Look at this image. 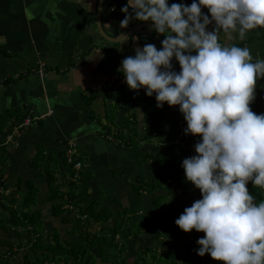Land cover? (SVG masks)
I'll use <instances>...</instances> for the list:
<instances>
[{
  "label": "crops",
  "instance_id": "crops-1",
  "mask_svg": "<svg viewBox=\"0 0 264 264\" xmlns=\"http://www.w3.org/2000/svg\"><path fill=\"white\" fill-rule=\"evenodd\" d=\"M174 2L191 4L192 0H169V4ZM98 3L99 0H0V113L13 110L19 111L11 112L15 115L32 114L43 119L30 127L20 128L13 136L8 147L12 156L9 168L23 178L22 183L28 179L35 182L39 191L34 210L41 212L46 236L56 229L63 240L68 239L70 227L63 224V217L51 216L52 203L47 199L43 173L30 168L38 149H42L47 157L51 155L58 159L59 163L61 153L73 142L76 156L84 160V173L88 177L81 184V190L91 195L89 201L98 197L101 207L112 210L110 224L121 220L122 210L127 209L137 213V217L142 218L144 229L150 230L155 226L154 219L149 217L154 193L135 194L131 181L136 176L147 180L160 177L163 181V168L159 170L153 163H141L142 154L159 152L162 146L158 140L169 139L167 133L173 129L185 135L187 127L179 106L165 103L163 108H158L155 94L149 97L143 88L131 90L123 73L118 71L122 60L135 55L137 47L151 43L161 48L165 35L143 29L121 42L106 41L96 26ZM126 4L127 0H102L100 25L112 39L125 38L127 32L139 24H152L151 21L133 19L126 27L121 25L125 18L121 8ZM202 11L208 13L206 8ZM214 26L213 22L209 30ZM233 35L234 39L229 40L222 33L221 42L246 46L254 59H264V27L250 30L243 40L238 38V34ZM173 65L177 72L180 71L175 58ZM262 80L264 82V78ZM90 98L93 101L90 102ZM122 101L125 102L123 106L120 105ZM127 116H133L141 130L149 123L156 135L154 142L151 139L140 147L141 154L120 147L117 140L110 137V132L105 134L113 127L114 132L120 130L127 134ZM10 123L0 139L6 138L11 130L17 131L15 120ZM186 136L198 138L191 134ZM114 169L127 174L128 180L115 177ZM130 175H133L132 180ZM184 181L179 179L176 185L190 187ZM70 189L71 186L62 188V192L67 193ZM115 195L124 198L129 208L124 207ZM140 196H150L151 199L142 200ZM64 200L67 202L66 197ZM134 207L139 210L136 212ZM58 225L62 227L61 231ZM156 227L160 231L164 226ZM20 236L14 233L5 236L0 230V252L6 250L8 244L2 245L6 239L13 246V251H18ZM1 253L0 260L3 257ZM23 254L22 248L17 257L10 258L7 253L2 264H20Z\"/></svg>",
  "mask_w": 264,
  "mask_h": 264
},
{
  "label": "clouds",
  "instance_id": "clouds-1",
  "mask_svg": "<svg viewBox=\"0 0 264 264\" xmlns=\"http://www.w3.org/2000/svg\"><path fill=\"white\" fill-rule=\"evenodd\" d=\"M121 11V25L151 21L152 29L165 35L161 48L148 43L122 60L118 71L126 84L143 88L149 97L155 94L158 108L179 106L185 135L200 137L196 154L181 167L202 198L175 224L185 232L205 233L197 240L200 256L209 254L223 264H264V200L256 202L247 187L251 181L264 188V113L250 107L257 80L264 78V59H254L246 46L221 42L222 33L243 40L250 30L264 27V0H192L190 5L127 0ZM23 116L6 143L35 123L24 125L34 116Z\"/></svg>",
  "mask_w": 264,
  "mask_h": 264
},
{
  "label": "trees",
  "instance_id": "trees-1",
  "mask_svg": "<svg viewBox=\"0 0 264 264\" xmlns=\"http://www.w3.org/2000/svg\"><path fill=\"white\" fill-rule=\"evenodd\" d=\"M256 98L255 95L250 105L254 112L257 105ZM124 103L122 101L120 105L123 106ZM11 112L0 113V137L3 131L11 125L12 120H15L18 127L24 119V116ZM127 118L128 124L132 125L128 133L124 134L120 130H115L112 137L117 140L120 147L141 154L140 147L148 144L156 135L153 134L149 123L142 132L138 129L137 120L133 116H127ZM42 120L39 119L37 122ZM128 124L125 123V125ZM12 131L6 134V137L11 135ZM167 136L169 137L167 140H158V143L161 141L162 150L155 154L146 152L142 154L140 161L143 164L153 163L158 165V168L176 164V170L180 175L177 173L178 179L186 180L185 171L181 165L183 159L191 156L187 152V146H192L190 145L192 138L180 135L176 129L168 132ZM199 138L198 136L195 140L198 141ZM8 147L9 144L6 143L4 136L0 139V230L5 236L9 233L21 235V243L17 247L18 251L14 252L8 240H4L2 245H8L5 252H0L3 259L7 253L10 258L17 257L22 248L24 254L20 264H223L222 261L213 259L209 254L204 256L197 254L196 249L199 247L197 240L205 233L197 232L195 229L185 232L175 224V220L186 207L194 202L196 196L202 198L200 190L191 182H188L189 188L184 187L183 192L177 193L172 183L173 180L160 182L161 180L158 179L148 181L143 177H135V182L131 184V187L137 195L167 191L166 194L154 196L151 202L152 211L149 217L164 226L162 230H157L151 236L152 240L157 241L162 237L164 241H158L156 247L151 248L149 245L142 244L143 229L140 224L132 222L133 224L129 225L131 218L136 217L137 213H129L127 209H123L121 220L110 224L113 219L112 210L108 207H101L102 202L98 197L89 201L91 195L86 190H81V184L87 176L84 173L82 159L74 154L68 163L65 155L67 147L61 153L59 163L58 159L51 155L47 157L42 149H38L30 164V168L36 171L41 170L43 173L48 191L47 199L52 203L51 216L63 217V224L71 225L67 234L68 239L63 240L56 229L47 237L41 212L34 210L37 205L39 188L32 179L22 183L16 172L9 168L12 156L8 152ZM77 162L80 163L79 169L74 167ZM121 174L125 180H128L127 174ZM65 178L70 179L68 185L71 186L67 193L62 192ZM247 187L254 195L256 202L264 200V188L253 185L251 181ZM191 188L192 191L189 192ZM10 190L15 191L11 197H9ZM65 197L68 203L65 204L66 206L63 204ZM175 213L177 217H174ZM72 215L77 216L73 218ZM157 215L159 217H156ZM157 223L155 227L159 226ZM168 234H172V237L176 236V239ZM163 244L166 250L162 248ZM2 262L3 260H0V264Z\"/></svg>",
  "mask_w": 264,
  "mask_h": 264
},
{
  "label": "rangeland",
  "instance_id": "rangeland-1",
  "mask_svg": "<svg viewBox=\"0 0 264 264\" xmlns=\"http://www.w3.org/2000/svg\"><path fill=\"white\" fill-rule=\"evenodd\" d=\"M255 95L257 96V105H256V113H260V112H264V82H263V80H262V78H258V80H257V86H256V89H255ZM117 112H118V110H117ZM111 113H113V111L111 112ZM114 115H115V113H113ZM109 115V114H108ZM125 122L128 124L129 122H128V118L126 117V119H125ZM103 123V122H102ZM104 124V123H103ZM132 125L131 124H128V125H126V127L127 128H130ZM139 129V128H138ZM140 131H142V132H144V130H141V129H139ZM108 132H110V137L111 138H113L111 135H113V133H114V127H113V129L111 130V131H109L108 129L106 130V133L105 134H107ZM104 134V133H103ZM200 139V138H199ZM198 139V140H199ZM155 141V139H153V142ZM196 142H197V140H195V139H191V143H192V146H187V152H189L190 154H191V156L192 155H195L196 153L193 151V149H194V145L196 144ZM137 155H135V157H136ZM81 162H84V160H81ZM155 166V168H157L158 169V165L156 166V165H154ZM161 168H163V175H162V177L164 178V180H163V182H165V181H167V180H169V178H171V177H174L173 178V185H174V187H175V190L177 191V193H181V189L185 186V184H181V185H176V182L179 180L178 179V175H179V172H177V170H176V164L175 165H171V166H168V167H161ZM116 169V168H115ZM114 169V176L115 177H122V178H124L123 177V175L120 173V172H117L118 170H115ZM159 170H160V168H159ZM177 173H178V175H177ZM180 176V175H179ZM130 179L132 180L133 179V175L131 176L130 175ZM20 179H21V182L23 181V178L22 177H20ZM125 179V178H124ZM70 179L68 178V179H66L65 178V180H64V182H65V184L63 185V188L64 189H68V186H70V185H68L69 183H70V181H69ZM135 180V179H134ZM131 181V182H135V181ZM150 180H152V179H148V181H150ZM158 180H162V178H160V177H158ZM183 180H185V179H183ZM156 181H157V179H156ZM160 182H162V181H160ZM189 181H184V183H188ZM132 184V183H131ZM129 185H130V182H129ZM189 188V187H188ZM179 190V191H178ZM192 191V189H189V192H191ZM182 192H183V190H182ZM167 193V191L166 190H162V191H157V192H155L154 194H153V196L151 197V198H154V196L156 197L157 195H159V194H166ZM176 193V192H175ZM146 195V194H145ZM177 195V194H176ZM131 196H132V193H131ZM114 197H116L118 200H120L121 201V203L123 204V206L124 207H127V208H129V206H126V202H124V198H120L119 196H117V195H115ZM133 197V196H132ZM150 196H140V198L142 199V200H144V199H151V198H149ZM131 198V197H130ZM184 198V197H183ZM197 199H200V197L199 196H196L195 197V200H197ZM194 200V201H195ZM63 204L65 205V204H68L65 200H63ZM192 205V204H191ZM191 205H189V206H191ZM66 206V205H65ZM136 212H137V210H139V208L138 207H134L133 208ZM130 213V212H129ZM164 213H166V212H164ZM76 214V213H75ZM138 215V214H137ZM75 216H77V215H72V217L73 218H75ZM129 216V218H130V214L128 215ZM156 217H159V215H157ZM174 217H177L176 216V213H175V215H174ZM119 218H121V217H119ZM82 219H84V218H82ZM132 222H138L139 224H140V226L141 227H143V224H142V218H140V217H133V218H131V220H130V222H129V225H131V224H133ZM154 222H155V224L157 223L155 220H154ZM157 224H159V227L161 226V224H160V222H158ZM58 227H59V230L61 231V229H62V227L61 226H59L58 225ZM68 227H71V225L70 224H68ZM151 229L150 230H148L147 228L146 229H144V227H143V231H142V238H145V239H142L143 241H142V244H145V246L146 245H150L149 247H151V248H155L156 247V245H157V242L158 241H160L159 239L157 240V241H155V240H152V235L155 233V231L157 230V227H155L154 225L153 226H151L150 227ZM94 228H92V230H93ZM163 229V228H162ZM165 231H163V233H164ZM170 237H172L171 235L172 234H168ZM173 239H176V236H173L172 237ZM161 241H164V240H161ZM162 248L164 249V250H166V248H164V244L162 245ZM2 260H3V258H2ZM132 261V259L130 260V262Z\"/></svg>",
  "mask_w": 264,
  "mask_h": 264
},
{
  "label": "water",
  "instance_id": "water-1",
  "mask_svg": "<svg viewBox=\"0 0 264 264\" xmlns=\"http://www.w3.org/2000/svg\"><path fill=\"white\" fill-rule=\"evenodd\" d=\"M101 5H102V0H99V3H98V8H97V12H96V26H97V29H98V32L99 34L101 35V38L106 40V41H109L111 43H117V42H121L123 40H125L129 35L133 34L134 32H137V31H140V30H143V29H152L150 23H142V24H139L135 27H132L128 32L127 34L125 35V38H122V39H112L110 38L109 36H107L102 28H101V25H100V10H101ZM190 5V4H189ZM154 30V29H152ZM14 191H11L9 193V197H11L13 195Z\"/></svg>",
  "mask_w": 264,
  "mask_h": 264
},
{
  "label": "built area",
  "instance_id": "built-area-1",
  "mask_svg": "<svg viewBox=\"0 0 264 264\" xmlns=\"http://www.w3.org/2000/svg\"><path fill=\"white\" fill-rule=\"evenodd\" d=\"M112 10L113 9H111V11ZM40 118H42V117H36V116H34V117H31V118H26L24 120V123L23 124L24 125H28L31 122L38 121ZM74 154L76 155V151H75L73 142H71V143L68 144L67 149H66V154H65L68 163H70V161H71L72 157L74 156ZM74 167H75V169H79L80 168V163L77 162L76 164H74Z\"/></svg>",
  "mask_w": 264,
  "mask_h": 264
}]
</instances>
